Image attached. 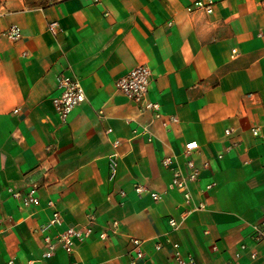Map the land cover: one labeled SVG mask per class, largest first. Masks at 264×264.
Masks as SVG:
<instances>
[{
    "label": "crops",
    "instance_id": "0c3cea01",
    "mask_svg": "<svg viewBox=\"0 0 264 264\" xmlns=\"http://www.w3.org/2000/svg\"><path fill=\"white\" fill-rule=\"evenodd\" d=\"M195 1L0 0V264H131L134 237L146 242L139 264H177L175 242L189 264H264L252 227L264 215V0L188 10ZM12 23L22 28L18 40L5 34ZM139 64L153 72L149 98L178 122L163 125L117 89ZM63 73L78 76L87 96L66 123L52 102ZM227 128L241 139L229 152ZM115 138L119 168L110 179ZM191 139L202 147L198 162L211 161L193 190L206 208L182 218L183 196L169 189L162 157ZM136 183L164 197L139 194ZM33 186L39 205H21L10 190ZM50 200L66 225L94 215L95 232L72 254L43 256Z\"/></svg>",
    "mask_w": 264,
    "mask_h": 264
},
{
    "label": "built area",
    "instance_id": "2783aa9c",
    "mask_svg": "<svg viewBox=\"0 0 264 264\" xmlns=\"http://www.w3.org/2000/svg\"><path fill=\"white\" fill-rule=\"evenodd\" d=\"M214 3V0H196L188 6V10L204 8L206 11L212 12L214 9ZM49 29L53 34L57 35L59 29L58 21H52L49 24ZM5 34L12 40H18L22 37L23 32L18 23H12L5 30ZM152 79L153 72L151 67L148 64H139L126 74L120 76L116 80V87L131 100L135 101L139 105L141 111H151L154 119H161L163 125L168 126L170 122H178L179 118L175 115L164 119L161 104L158 101L149 98V88ZM86 97L84 84L78 76L67 73L59 75L58 92L52 98L59 121L66 123L69 120L71 113L86 100ZM18 110V108L15 109V111ZM144 131L149 134L148 139L151 141L153 133L149 126H145ZM252 132L257 135L259 133L258 128H253ZM107 133L108 135L112 134L113 128H108ZM233 133V129H225V135L230 138V143L226 147V152L231 151L241 144V139L234 136ZM120 143L121 140L118 138L112 140V145L116 150H114L109 157L110 179H115L118 175L119 152L117 148ZM201 151L202 147L199 141L191 139L184 144L181 150L168 152L162 157L163 167L171 174L169 189L176 190L183 196L186 208L182 213V218H186L196 210H203L206 208V202L204 199H200L194 203L193 192L195 185L201 178L202 170L209 167L211 163L209 159H205L202 163L198 162V155ZM224 154V152L219 153L217 154V157L222 158ZM214 184V182L207 183L206 190L208 191L212 189ZM10 190L12 195L19 200L21 205H39L41 202L38 188L36 186L31 187L25 192L13 188H10ZM134 190L139 194L150 193L154 200H161L164 197V192L151 191L149 187L143 183H136L134 185ZM119 194L123 198L122 203H125L127 191L122 189ZM48 205L54 207V210L49 220L39 228L40 231L44 233L45 247L43 256L45 258H52L58 248H62L71 254L74 253L77 244L85 241L95 232L94 215L92 214L90 216V221L85 226L66 225L61 211L56 208L55 201L50 200ZM168 220L171 226L175 227L178 225V219L175 216L169 217ZM117 226V221H114L111 225V227ZM252 227L254 239L257 241L264 240V215L260 220L252 223ZM101 236H107V232H102ZM131 242L134 245V258L132 259L131 264H139V260L145 256L144 247L146 242L144 239L138 237L132 238ZM161 247L162 246L159 243L155 245L156 249H160ZM246 247V244L241 245L242 249H245ZM174 249V257L177 264L194 263V259L191 255H184L178 242L174 243ZM239 255L240 253H237V256ZM69 264H76V262L72 260ZM225 264H233V262Z\"/></svg>",
    "mask_w": 264,
    "mask_h": 264
}]
</instances>
